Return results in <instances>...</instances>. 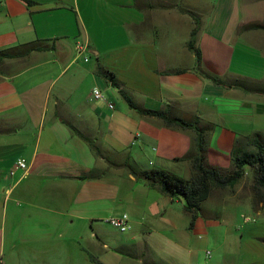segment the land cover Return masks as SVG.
<instances>
[{
    "label": "crops",
    "instance_id": "crops-1",
    "mask_svg": "<svg viewBox=\"0 0 264 264\" xmlns=\"http://www.w3.org/2000/svg\"><path fill=\"white\" fill-rule=\"evenodd\" d=\"M195 19L200 69L223 85L197 70L188 47ZM35 42L47 49L0 60V264L8 226L31 222L45 230L41 239L48 243L55 239L50 229H86L124 207L155 218L174 198L151 188L141 172L192 176L195 130L168 127L132 109L99 67L113 72L139 107L213 124L207 165L229 169L237 140L264 134V92L232 83L264 85V0H0V51ZM79 43L87 45L83 56ZM88 55L97 68L85 62ZM95 88L113 89L123 99L120 107L105 95L91 100ZM19 159L29 169L12 175ZM138 165L143 168L131 170ZM94 171L96 178L81 179ZM119 180L131 188L124 185L121 194ZM203 226L198 217L194 229ZM81 238L68 241L79 246ZM18 248L12 239L10 249ZM52 249L59 258L69 253Z\"/></svg>",
    "mask_w": 264,
    "mask_h": 264
},
{
    "label": "rangeland",
    "instance_id": "rangeland-1",
    "mask_svg": "<svg viewBox=\"0 0 264 264\" xmlns=\"http://www.w3.org/2000/svg\"><path fill=\"white\" fill-rule=\"evenodd\" d=\"M87 58L97 68L94 55ZM83 62L80 59L79 63ZM103 93L108 102L110 98L120 107L123 99L113 89L108 94ZM260 128L264 131V120ZM261 136L264 143V134ZM249 149L254 150L252 147ZM143 165L146 169L152 168L148 162H143ZM138 167L131 166V170L143 168L142 165ZM114 184L121 189V194L124 185L126 191L131 188L130 183L120 180ZM21 206L20 209L29 208L26 204ZM126 208L124 210L130 219L126 232L107 222L125 213L123 211L95 218L86 229L78 227L69 233L63 228L50 229L48 231L55 239L48 243L41 239L45 230L35 228L31 222L28 223L31 227L14 229L8 226L5 264H264V205L259 201L250 169L235 187L213 190L199 213L200 219L205 221L203 227L190 228L191 216L181 198H174L155 218L144 211L134 212L133 208ZM243 215L255 221L244 223ZM80 233L85 238L80 239L79 246L75 241H68ZM12 239L19 243L16 252L10 249ZM104 244L106 247L102 249ZM52 247H63L69 253L64 258L55 257L58 253ZM207 252L211 253L210 257Z\"/></svg>",
    "mask_w": 264,
    "mask_h": 264
},
{
    "label": "trees",
    "instance_id": "trees-1",
    "mask_svg": "<svg viewBox=\"0 0 264 264\" xmlns=\"http://www.w3.org/2000/svg\"><path fill=\"white\" fill-rule=\"evenodd\" d=\"M194 16V13H190ZM260 27V26H257ZM200 31V20L195 19V27L191 33L189 49L196 55L197 70L207 79L218 85L224 82L217 77L211 76L200 69L201 51L197 48V35ZM47 47L39 42L23 44L17 48L0 51V60L15 59L24 57L33 51H44ZM98 74L119 89L122 98L132 109L138 110L141 114L157 117L168 127H180L184 129H194L196 136L194 139V149L196 152L192 161L193 174L189 179L179 177L163 169H152L143 171L140 177L145 179L147 184L160 191L163 195L171 198H181L185 204L186 212L191 216L190 228L193 229L199 213L203 210L202 206L207 201L214 189H226L235 187L245 176L247 169L252 171L254 187L257 191L259 201L264 205V143L261 135H257L246 140L238 139L231 153L232 162L229 169H221L206 164L208 151V137L213 130V124L205 122L196 116L191 120L175 118L169 109L153 111L139 107L133 97L124 90H121L116 75L102 67L98 68ZM235 87L248 92L263 93L264 87L243 79H233ZM73 129V128H72ZM81 137L84 138L79 132ZM95 155H100L99 148L90 143ZM254 148V150L249 149ZM96 171L81 176V179H93L97 176Z\"/></svg>",
    "mask_w": 264,
    "mask_h": 264
},
{
    "label": "built area",
    "instance_id": "built-area-1",
    "mask_svg": "<svg viewBox=\"0 0 264 264\" xmlns=\"http://www.w3.org/2000/svg\"><path fill=\"white\" fill-rule=\"evenodd\" d=\"M87 50V45L84 44H80L78 45V53L79 56H83L86 53ZM88 58H85V62H88ZM90 99L93 101H105V97L104 94L102 92L101 89L99 88H95L90 96ZM110 108H114V104H109ZM29 169L28 163L25 159H19L16 163L15 169L11 172L12 175H14L16 173L17 170H22L24 172H27ZM242 217H244V223H250L252 221H255L253 218L249 217V216H245L243 215ZM108 223H110L111 225H113L115 228H117L119 231L121 232H126L128 231L129 227H130V219L129 216L127 214H122L120 216L117 217H113L110 220L107 221ZM207 256L210 257L211 253L207 252Z\"/></svg>",
    "mask_w": 264,
    "mask_h": 264
}]
</instances>
